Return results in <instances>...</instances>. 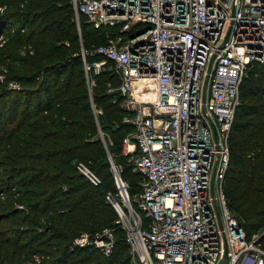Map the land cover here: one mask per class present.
Returning <instances> with one entry per match:
<instances>
[{"label": "built area", "instance_id": "2783aa9c", "mask_svg": "<svg viewBox=\"0 0 264 264\" xmlns=\"http://www.w3.org/2000/svg\"><path fill=\"white\" fill-rule=\"evenodd\" d=\"M71 4L77 24L83 15L94 28H119L89 53L102 59L84 62L83 69L89 87L91 75L106 71L117 78L106 92L116 93L121 122L131 127L122 154L140 180L130 196L109 155L113 189L104 203L116 215L113 226L82 231L70 249L110 256L120 232L137 264H222L225 255V264H264V231L248 238L223 195L239 87L251 65L264 66V0ZM76 169L92 185L101 183L86 165ZM43 258L33 255L25 264Z\"/></svg>", "mask_w": 264, "mask_h": 264}, {"label": "trees", "instance_id": "16d2710c", "mask_svg": "<svg viewBox=\"0 0 264 264\" xmlns=\"http://www.w3.org/2000/svg\"><path fill=\"white\" fill-rule=\"evenodd\" d=\"M118 29L94 28L83 15L77 24L71 0H0V264H25L33 255L44 257L39 264H133L120 232L110 256L70 249L82 231L113 226L116 215L104 203L113 189L109 155L129 195L139 190L140 177L122 154L131 127L121 122L116 93L106 92L117 78L91 75L89 87L83 69L102 59L89 53ZM239 100L223 195L250 238L264 231L263 65L247 70ZM77 163L101 183L87 181Z\"/></svg>", "mask_w": 264, "mask_h": 264}, {"label": "water", "instance_id": "95a60500", "mask_svg": "<svg viewBox=\"0 0 264 264\" xmlns=\"http://www.w3.org/2000/svg\"><path fill=\"white\" fill-rule=\"evenodd\" d=\"M223 47V45L221 46V48ZM209 69H210V66H209V68H208V71H209ZM205 86H206V80H205V82H204V86H203V88L205 89ZM211 196H212V198H213V190H212V184H211ZM214 203V206H215V209H216V215H217V219H218V222H219V224H221V222H220V215H219V212H218V210H217V207H216V205H215V202H213ZM225 262H226V255L224 256V259H223V261H222V264H225Z\"/></svg>", "mask_w": 264, "mask_h": 264}, {"label": "rangeland", "instance_id": "374dc122", "mask_svg": "<svg viewBox=\"0 0 264 264\" xmlns=\"http://www.w3.org/2000/svg\"><path fill=\"white\" fill-rule=\"evenodd\" d=\"M7 88L17 89L18 86H17V85H16V86H14V85L12 86L11 83H8V84H7ZM126 163H128V162L126 161ZM4 197H5L4 195H3V197L0 196L1 199H4ZM130 257H131V256H130ZM131 260H132V263H133V264H137V263L134 261V259H133L132 257H131Z\"/></svg>", "mask_w": 264, "mask_h": 264}]
</instances>
